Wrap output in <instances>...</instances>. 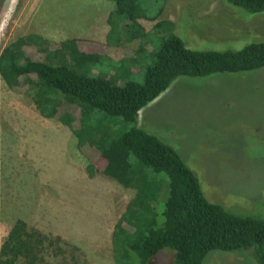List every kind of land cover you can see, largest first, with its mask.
Returning a JSON list of instances; mask_svg holds the SVG:
<instances>
[{
  "label": "rangeland",
  "instance_id": "374dc122",
  "mask_svg": "<svg viewBox=\"0 0 264 264\" xmlns=\"http://www.w3.org/2000/svg\"><path fill=\"white\" fill-rule=\"evenodd\" d=\"M114 6L112 0H3L0 52L31 33L52 43L76 39L99 59L82 70L89 72L90 66L92 73L123 85L143 82L152 51L170 33L197 50L264 39V14H249L224 0H139V18L128 29L135 37L125 42L122 37L116 45L108 39L107 22ZM113 45L116 62L107 54ZM31 92L26 86L10 88L0 77V245L12 221L22 218L46 237L36 264H115L112 233L136 189L103 173L96 145H106L133 124L94 109L81 118L80 146L57 116L39 113ZM62 113L72 115L74 129L80 127L79 107L63 102ZM138 113L136 126L175 150L209 201L264 217V67L180 76ZM130 160L135 163L133 156ZM141 171L155 185H166L164 174ZM157 220L162 223L160 214ZM124 228L133 231L127 223ZM173 261L174 250L163 248L148 264ZM202 264L260 262L250 248L210 251Z\"/></svg>",
  "mask_w": 264,
  "mask_h": 264
},
{
  "label": "trees",
  "instance_id": "16d2710c",
  "mask_svg": "<svg viewBox=\"0 0 264 264\" xmlns=\"http://www.w3.org/2000/svg\"><path fill=\"white\" fill-rule=\"evenodd\" d=\"M112 1L115 6L107 17L108 39L117 45L122 37L124 42L135 37L128 29L139 18V0ZM224 1L249 14H264V0ZM156 17L157 14L148 19ZM79 43L76 39L52 43L32 33L19 37L0 52V77L10 88L26 86L32 91L39 113L45 118L57 116L75 133L80 146L81 118L94 109L133 124L106 145H96L103 173L124 187L136 189L112 233L115 264H148L163 248L174 250L173 264H202L210 251L250 248L255 249L256 258L264 264V217L235 212L209 201L198 177L175 150L136 126L138 112L180 76L249 73L263 68L264 39L245 42L239 48L197 50L188 48L180 37L170 33L152 51L153 60L145 70L143 82L126 81L123 85L101 73H92L90 66L89 72L82 70L87 63H98L99 59L97 53L82 50ZM38 54L42 59L35 58ZM63 102L79 107V128H73L70 113L58 115ZM143 168L164 174L166 185L157 186L145 178ZM157 205H162L159 213ZM159 214L163 218L161 224L157 220ZM124 223L133 231L128 232ZM45 238L29 228L24 219L16 218L0 245V264H36Z\"/></svg>",
  "mask_w": 264,
  "mask_h": 264
},
{
  "label": "crops",
  "instance_id": "0c3cea01",
  "mask_svg": "<svg viewBox=\"0 0 264 264\" xmlns=\"http://www.w3.org/2000/svg\"><path fill=\"white\" fill-rule=\"evenodd\" d=\"M115 46L116 45H113L112 47L113 48H111V47H109L110 49H108V52H107V54H110V56L112 57V59H114V61L116 62L118 59L116 58V57H114V48H115ZM139 114V113H138ZM139 116V115H138ZM137 120H138V118H137Z\"/></svg>",
  "mask_w": 264,
  "mask_h": 264
}]
</instances>
